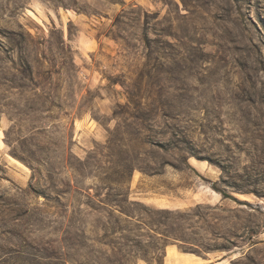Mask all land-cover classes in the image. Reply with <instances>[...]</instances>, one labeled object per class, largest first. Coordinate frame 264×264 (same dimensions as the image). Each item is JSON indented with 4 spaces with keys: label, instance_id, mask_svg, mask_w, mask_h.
<instances>
[{
    "label": "rangeland",
    "instance_id": "obj_1",
    "mask_svg": "<svg viewBox=\"0 0 264 264\" xmlns=\"http://www.w3.org/2000/svg\"><path fill=\"white\" fill-rule=\"evenodd\" d=\"M106 236L264 264V0H0V264Z\"/></svg>",
    "mask_w": 264,
    "mask_h": 264
},
{
    "label": "trees",
    "instance_id": "obj_2",
    "mask_svg": "<svg viewBox=\"0 0 264 264\" xmlns=\"http://www.w3.org/2000/svg\"><path fill=\"white\" fill-rule=\"evenodd\" d=\"M118 208H120V206H117ZM121 209V208H120ZM157 212L156 213H160L162 215V213H165V214H172L173 212L171 211H167V210H156ZM164 216V219H166L165 215H162ZM116 224H118V222H116ZM134 225V224H133ZM136 226V225H134ZM110 229L113 230V232L110 233V235H115L116 234V231L117 229V226L116 227H111ZM105 233H107L105 231ZM164 237L166 239L169 238V236L167 235H164ZM120 239H123L125 240L126 242L130 243V244H122L120 241ZM104 242H102V241ZM99 241V243L103 246H107L109 247L110 249V254L107 255V253L104 254L103 257L101 256H97L96 257V260H94L91 264H126L127 263V260L125 258V256L127 255H130L129 253L131 252V257L134 258L136 257L137 255L134 254V251L133 249H140V246L138 247L136 245V241L135 239H128V238H124V237H120V238H109V236H106L105 238L101 239ZM168 246L167 242H164V244L162 246H160L159 248H157V250L154 252L155 253V258L153 259L154 260V264H164V258H165V249L166 247ZM67 258L69 259L70 261V264H81L79 263L78 261H76L74 258H73V249H74V242L73 240H71L70 238H68L67 240ZM179 250H181L182 252L184 253H193V254H198L196 252H193L192 249L190 248H179ZM198 256V255H197ZM90 262V261H89ZM88 261L82 263V264H89ZM147 264H152L151 262L149 261H146Z\"/></svg>",
    "mask_w": 264,
    "mask_h": 264
},
{
    "label": "crops",
    "instance_id": "obj_3",
    "mask_svg": "<svg viewBox=\"0 0 264 264\" xmlns=\"http://www.w3.org/2000/svg\"><path fill=\"white\" fill-rule=\"evenodd\" d=\"M169 248H171V249L177 251V249H176L173 245L167 246L166 249H165V252H166V253H165V258H164V264L167 263V249H169ZM183 254H184V256L187 255V253H183ZM184 259H185V260H188L189 258L185 257ZM222 262H223V261H222ZM222 262H220V263H222Z\"/></svg>",
    "mask_w": 264,
    "mask_h": 264
},
{
    "label": "bare ground",
    "instance_id": "obj_4",
    "mask_svg": "<svg viewBox=\"0 0 264 264\" xmlns=\"http://www.w3.org/2000/svg\"><path fill=\"white\" fill-rule=\"evenodd\" d=\"M222 260V259H221ZM220 262H222V261H218L216 264H222V263H220ZM225 263V262H224Z\"/></svg>",
    "mask_w": 264,
    "mask_h": 264
}]
</instances>
